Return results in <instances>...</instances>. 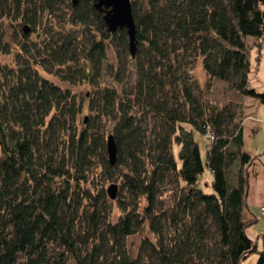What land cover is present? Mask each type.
Wrapping results in <instances>:
<instances>
[{
  "label": "trees",
  "instance_id": "obj_1",
  "mask_svg": "<svg viewBox=\"0 0 264 264\" xmlns=\"http://www.w3.org/2000/svg\"><path fill=\"white\" fill-rule=\"evenodd\" d=\"M129 1L134 58L93 0H0V264H264L243 216L256 157L209 98L217 80L264 107L247 52H262L264 0Z\"/></svg>",
  "mask_w": 264,
  "mask_h": 264
},
{
  "label": "rangeland",
  "instance_id": "obj_2",
  "mask_svg": "<svg viewBox=\"0 0 264 264\" xmlns=\"http://www.w3.org/2000/svg\"><path fill=\"white\" fill-rule=\"evenodd\" d=\"M34 36L35 34L32 35L31 38L33 39ZM261 51L262 52L259 53L255 49L247 50L248 60L250 63V85L259 93L264 91V44ZM259 55V60H256V57ZM127 56L128 52L115 53V51L111 49L108 51L109 61L112 64L118 62L119 65L121 64V67L123 65L124 69H127V65L129 67ZM12 59L13 58L11 55H2L0 57V62L13 65ZM192 73L199 80L203 81L204 76L202 75V72L199 68H195ZM45 78L62 85V87L71 89L77 95H81V93H85L87 91L86 85L69 86L65 83L58 82L57 79L52 76L47 75ZM105 80L109 82L108 76L105 77ZM212 87L213 88L209 98L215 104H229V106L232 105L237 114L236 119H243V150L253 156H256L250 169L252 177L249 180V186L251 190L246 195L247 208L246 206L244 207V210L248 212L252 219H256V221L252 225L248 226L245 231L248 237L256 242L257 250H261L263 241L261 240L260 236L264 232V218L260 216V206H264V107H262V105L259 104V101L254 98H244L235 95L227 88L224 83L220 81L215 80L212 84ZM239 117L241 118L239 119ZM194 137L195 141L199 143L202 159L205 160V152L207 150V144H209L208 140L206 141L205 138L203 139L197 133H195ZM205 174L200 180L201 184L206 181L207 177ZM106 187L108 188V185H106ZM207 191L209 190L206 189V192ZM139 240V235L132 237L128 240V245L135 249ZM257 257V252L252 253L242 262V264H254Z\"/></svg>",
  "mask_w": 264,
  "mask_h": 264
},
{
  "label": "water",
  "instance_id": "obj_3",
  "mask_svg": "<svg viewBox=\"0 0 264 264\" xmlns=\"http://www.w3.org/2000/svg\"><path fill=\"white\" fill-rule=\"evenodd\" d=\"M73 5L77 4V0H71ZM94 8L98 13L102 14V21L106 27L107 32L112 33L117 30H126L128 36L129 54L131 57H135L136 52V34L135 23L133 20V14L131 12V1L129 0H93ZM24 31L27 32L28 28L24 27ZM107 158L110 165L116 163L117 147L112 135H108L106 140ZM116 186L111 184L108 186L106 192L109 194L110 199L116 197Z\"/></svg>",
  "mask_w": 264,
  "mask_h": 264
},
{
  "label": "crops",
  "instance_id": "obj_4",
  "mask_svg": "<svg viewBox=\"0 0 264 264\" xmlns=\"http://www.w3.org/2000/svg\"><path fill=\"white\" fill-rule=\"evenodd\" d=\"M256 157V156H255ZM263 182H264V180H263ZM249 186V185H248ZM250 190H251V188H250V186L248 187V190H247V194L250 192ZM246 194V195H247ZM246 208H247V206H246ZM243 216H244V218L245 219H247V220H253L252 219V217L248 214V212H246L245 210H244V212H243Z\"/></svg>",
  "mask_w": 264,
  "mask_h": 264
},
{
  "label": "built area",
  "instance_id": "obj_5",
  "mask_svg": "<svg viewBox=\"0 0 264 264\" xmlns=\"http://www.w3.org/2000/svg\"><path fill=\"white\" fill-rule=\"evenodd\" d=\"M260 208V215L264 218V206H261Z\"/></svg>",
  "mask_w": 264,
  "mask_h": 264
}]
</instances>
